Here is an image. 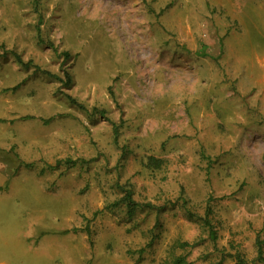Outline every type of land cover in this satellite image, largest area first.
I'll use <instances>...</instances> for the list:
<instances>
[{
    "label": "rangeland",
    "instance_id": "rangeland-1",
    "mask_svg": "<svg viewBox=\"0 0 264 264\" xmlns=\"http://www.w3.org/2000/svg\"><path fill=\"white\" fill-rule=\"evenodd\" d=\"M227 46L260 57L264 0H0V264H264V120Z\"/></svg>",
    "mask_w": 264,
    "mask_h": 264
},
{
    "label": "crops",
    "instance_id": "crops-1",
    "mask_svg": "<svg viewBox=\"0 0 264 264\" xmlns=\"http://www.w3.org/2000/svg\"><path fill=\"white\" fill-rule=\"evenodd\" d=\"M236 40V39H234ZM238 52L239 49H232L227 46L224 51L225 57L228 58L230 55L236 54L235 59L233 60L239 66L236 79L239 81L238 88L242 96L250 97L252 103H255L256 112L264 120V48L261 50L260 57H258L257 52L255 50L256 57L254 62L252 61L253 57L249 59L250 65L247 62L240 61L241 56ZM257 64V66H255ZM256 69H255V68ZM258 71V72H255ZM247 73V76H244Z\"/></svg>",
    "mask_w": 264,
    "mask_h": 264
},
{
    "label": "trees",
    "instance_id": "trees-1",
    "mask_svg": "<svg viewBox=\"0 0 264 264\" xmlns=\"http://www.w3.org/2000/svg\"><path fill=\"white\" fill-rule=\"evenodd\" d=\"M37 36H38V40L41 42V37H40V29L39 27L37 28ZM50 48L54 49V52L56 53V49L53 47L52 44L49 43L48 45ZM15 58H16V61L19 63V64H22V61L21 59L17 56V55H14ZM17 56V57H16ZM58 56H62L64 58V60H67L69 59L70 55L68 52H62L61 55L58 54ZM48 74V73H47ZM63 74V78H60V77H56L54 75H50L48 74L49 76H52L54 78H56L59 82L63 83L65 86L68 85L71 81V78H70V75L68 74L67 71H63L62 72ZM67 99L69 100L70 103L76 105L78 108L80 109H83V106L78 104L75 99H72L71 97H67ZM46 122V121H45ZM48 122V121H47ZM120 204V203H126V205L129 207V212H133L135 210V208H137L139 205L137 203H135L131 196H130V193H127L126 195H124L118 202L117 204ZM145 207L147 208H154V207H151V205L149 204H146L144 205ZM213 236V235H212ZM262 244L259 242V241H256V260L259 261V262H263L264 263V256H263V251H262ZM181 246H187L185 243ZM167 264H191L189 262H186L184 257L182 256H178V257H173L172 260L167 263Z\"/></svg>",
    "mask_w": 264,
    "mask_h": 264
}]
</instances>
